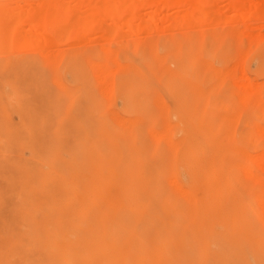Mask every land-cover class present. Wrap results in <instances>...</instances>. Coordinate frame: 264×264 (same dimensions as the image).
Segmentation results:
<instances>
[{"label":"rangeland","instance_id":"374dc122","mask_svg":"<svg viewBox=\"0 0 264 264\" xmlns=\"http://www.w3.org/2000/svg\"><path fill=\"white\" fill-rule=\"evenodd\" d=\"M49 1L0 0V264H264V0Z\"/></svg>","mask_w":264,"mask_h":264},{"label":"bare ground","instance_id":"6f19581e","mask_svg":"<svg viewBox=\"0 0 264 264\" xmlns=\"http://www.w3.org/2000/svg\"><path fill=\"white\" fill-rule=\"evenodd\" d=\"M75 1H79V0H75ZM102 1V2H101ZM100 2H101V5H100V2H98V4L97 5H100V6H98L99 8H101V6H102V4H103V6L105 7L104 9H101L102 11H100L99 9H96L97 11H93V10H91L90 12H88L87 14H86V16H85V18L88 20L86 23H84V25L86 26V31H91L92 30V28L93 27H90V26H92V24H94V25H96V26H101L102 24H103V22H104V24L103 25H106L105 24V21L106 20H110V19H113L112 21H116V23H118L117 25H119V24H122V22L123 21H125V22H123V23H128V25L130 24H134L136 21H141L139 18H138V16H137V13H139V11H140V9H138L139 7H137L138 5H137V3L135 2V1H131V0H125V1H122L121 2V0H118V1H116V2H114L113 0H101ZM173 3H176L177 5L178 4H180V5H182L183 6V4H185L186 3V1L184 2V1H176V0H171ZM148 2H150V3H152L151 2V0L150 1H148ZM156 2V1H155ZM59 3V1H57V0H51V1H49V4H51L52 6L53 5H57ZM113 3H115V5H117V6H120V7H122V6H133L132 7V11H133V8H134V6L135 7H137L136 8V10L135 11H137V10H139L137 13H135L136 15H131L130 17L131 18H129L128 16V18H123L122 16H124V15H119L118 14V11L116 10V6H114L113 5ZM147 3V2H146ZM146 3H143V5L144 4H146ZM173 3H171V4H173ZM113 5V6H112ZM153 5V7L152 8H154V5H156L155 6V8H156V10H157V8H158V10H160V8L159 7H161V6H159L158 7V4L157 3H153L152 4ZM151 5V6H152ZM159 5H161V4H159ZM175 5V4H174ZM179 5V6H180ZM150 6V5H149ZM113 7H115V10L113 9L112 10V8ZM124 7V8H125ZM141 7V6H140ZM148 7V6H147ZM162 7H163V5H162ZM164 7H166V6H164ZM163 7V8H164ZM107 8V9H106ZM123 8V7H122ZM127 8V7H126ZM155 8L153 9V11L155 10ZM93 9V8H92ZM106 9V10H105ZM99 10V11H98ZM158 10H157V12H158ZM202 7L201 8H199V10H198V13H201L202 12ZM113 11L114 12H117L116 14L115 13H113ZM155 12V11H154ZM74 21H75V19H73ZM76 20H78V19H76ZM105 20V21H104ZM79 21V20H78ZM78 21H76V24H77V22ZM127 21V22H126ZM121 22V23H120ZM74 23V22H73ZM79 23V22H78ZM103 27V26H102ZM101 28V27H100ZM94 29V28H93ZM99 30H104V29H99ZM72 31V30H71ZM70 31V32H71ZM85 31V32H86ZM73 32V31H72ZM71 32V33H72ZM264 236V235H263ZM263 236H262V238H263ZM260 238V237H259ZM260 241V244H261V240H259Z\"/></svg>","mask_w":264,"mask_h":264}]
</instances>
